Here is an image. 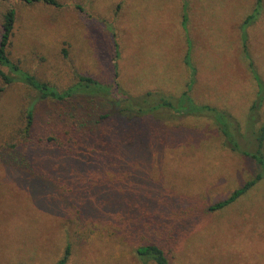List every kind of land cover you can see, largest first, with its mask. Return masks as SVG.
Returning a JSON list of instances; mask_svg holds the SVG:
<instances>
[{
    "label": "rangeland",
    "instance_id": "obj_1",
    "mask_svg": "<svg viewBox=\"0 0 264 264\" xmlns=\"http://www.w3.org/2000/svg\"><path fill=\"white\" fill-rule=\"evenodd\" d=\"M57 1L59 7L0 0V21L8 8L16 12L8 46L13 63L60 90L83 75L110 86L113 92L116 83L120 91L137 98L148 91L173 97L183 91L187 73L183 66L174 65L171 54L176 49L173 33L178 30L182 0ZM198 1L187 0L189 31L200 30L202 24L196 14ZM216 1L220 12L217 51L199 50L196 59L200 63L195 62V55L194 60L188 56L190 66H202L205 76L217 69V81L204 84L210 88L195 89L194 104L210 101L207 105L217 108V124L218 118L224 126L231 117L233 130L239 129V146L250 149L244 134L264 122V0L259 18L242 27L240 36L238 26L255 0H203L201 5L214 7ZM229 11L235 14L227 17ZM160 26L166 28L169 39ZM150 40H157L156 44ZM164 41L172 45L166 43L158 56L170 76L158 70L160 63L152 56V48L156 51ZM254 71L261 82L255 81ZM258 83L260 97L255 96ZM1 87L0 153L23 156L27 168L0 158V264H54L66 244L70 246L66 264H143L135 255L141 237L138 231H130L131 220L128 223L125 214L107 211L104 219L90 214V199L98 187L117 203L133 198L138 210L143 200L150 211L160 203L168 206L173 212L168 216L169 226L161 228L176 227L175 234L163 242L171 264H264V177L228 205L208 209L258 170L254 159L230 148L210 118L194 113L181 116L167 108L137 117L142 125L136 129L148 138L146 146L132 135L135 124L128 129L121 123L111 129L105 121L111 137L99 152L118 149L115 160L102 156L99 164L102 169L106 166L104 174L97 170L101 168L95 166L93 157H88L86 165L66 163L69 166L61 172L57 165L66 150L70 153L74 148L57 145L66 136L58 131L56 104L37 100L33 89L18 82L3 85L0 79ZM257 99L259 120L253 127L248 110ZM31 101L36 102L28 142L13 150L6 143L16 137L22 141L19 130ZM124 131L129 132L125 139ZM113 133L117 140L111 139ZM49 136L58 141H48ZM127 139L133 142L125 144ZM125 150H135L134 161L125 162ZM112 162L116 170L107 167ZM32 168L42 170V177Z\"/></svg>",
    "mask_w": 264,
    "mask_h": 264
},
{
    "label": "trees",
    "instance_id": "obj_2",
    "mask_svg": "<svg viewBox=\"0 0 264 264\" xmlns=\"http://www.w3.org/2000/svg\"><path fill=\"white\" fill-rule=\"evenodd\" d=\"M19 1L25 3L42 2L54 7L60 6V3L57 0ZM262 8V0H255L253 9L244 18L241 28L256 22L261 14ZM15 21V9L12 7L8 8L2 14L0 21V79L3 85H10L16 82L24 84L37 93V100L50 101L56 104L57 109L59 110L55 111V116L59 119V123H61L58 131L66 136V141H59L57 145L61 148H68V146L74 148L70 153L69 150H66L67 152L64 153V156L62 157L63 160L57 165L58 171L63 172V169L66 168L65 165L69 166L66 163H71L73 166L76 165L75 167H77V165L81 166L82 164L86 165L89 161L88 157H93L95 159L93 160L95 166L101 168L97 170L101 172L100 174H104V168L106 166L102 169L99 164L102 156H106L109 160H115L114 156L117 155V153L115 154V150L118 149L107 148L103 153L99 152L101 150L98 148L107 145V140L111 137L107 134L108 126H106V122L108 121V125H110L111 129H113L112 127L114 126L118 127L121 123H123V126L128 129L132 124H135L132 126L133 130L131 133L136 136V141L142 142V144L146 146L149 144H146L148 138L143 135L142 130L136 129L138 126L140 127L142 125V122L136 121L135 118H141V116L149 114L159 108H167L181 116H187L194 113L197 116L199 115L210 118L222 133L225 141L229 144L232 150L251 157L257 163L258 170L253 178L232 191L224 200L210 205L208 208L209 210L214 211L228 205L234 199L243 195L255 181L264 177V122L263 124L257 125L259 126L258 129L255 128L257 130L254 129L253 132H246V134H244V136H247L249 139L250 149H242L236 140V129H239L236 128L235 131L233 130V123L230 119L231 117H228L225 120L224 126L222 124L224 123V120L220 118H218L219 123L217 124V108L207 104H194L189 96L190 85H187V88L182 91L178 97L164 96L159 92L148 91L142 97L137 98L129 96L126 92L120 91L118 88L119 86L116 83V89L115 92H113L114 89L112 90L110 86L96 81L91 77L80 75L75 82L60 90L54 85L37 79L34 75L23 70L20 66L10 60L8 46L15 27ZM185 22L186 16L183 14L182 26L184 29ZM115 68L116 66H114V69ZM253 76L256 82L260 81V77L256 71H254ZM261 89L262 87L260 86V83H258L255 96L260 97ZM2 90L3 87L0 88V95ZM35 102L36 101L29 102L25 108L24 124L19 130V134H23L24 136L22 141L18 140V137L9 140L6 143L9 148L16 150L18 144L23 141L28 142L27 138L29 137V130L32 129L34 124ZM259 102L260 100L258 99L253 101L248 110V115L250 121L252 120L253 127L259 120V113L257 112L260 105ZM229 127L234 131L233 134L228 131ZM123 133L125 139L129 135V132L124 131ZM112 137V140L118 139V136L115 133L112 134ZM47 140L58 141V138L49 136ZM127 141L133 142V140L127 139L124 143L127 144ZM125 152V156H123L125 162L134 161L135 150ZM23 155L28 157L27 153H24ZM22 157L16 153H0L1 159L11 161L12 163L17 164V166L24 167L26 166V163ZM107 167L111 170H116V167L118 166L116 162H112L107 164ZM25 168H27V166ZM32 170L42 177V170H35L34 168H32ZM99 184V186H103L101 183ZM78 191L80 192L81 190L78 189L77 192ZM105 193L106 190L103 188H96L94 196L90 199L91 209L94 214L91 212L90 214L97 219H104L102 215L107 211L111 213L125 214L128 223L131 220L129 223L130 231H138V234L141 237L135 248L137 259L143 264L148 262H152L153 264H171L167 252L163 247V242H165L170 235L175 234L176 227H170V230L166 229L167 227L161 228V226H169L167 224L169 221L168 216L173 212L168 206L160 203L153 209L151 208L152 210L150 211L148 210V203L143 200L140 209L138 210V206L133 198H126L123 203L121 201H119L121 203H117L113 199H107ZM80 201L84 202L82 198ZM133 208H136L134 212H132ZM130 215L132 216L130 217ZM69 255L70 246L66 244L62 256L54 264H66Z\"/></svg>",
    "mask_w": 264,
    "mask_h": 264
},
{
    "label": "crops",
    "instance_id": "obj_3",
    "mask_svg": "<svg viewBox=\"0 0 264 264\" xmlns=\"http://www.w3.org/2000/svg\"><path fill=\"white\" fill-rule=\"evenodd\" d=\"M202 1L203 0H200L197 2V5L199 7L196 8V14L202 20L200 30L197 29V31H194V30L189 31V28H188L189 21H188V13H187L188 2L187 0L181 1L182 2L181 18L179 14L180 21L178 25V30L175 31V33H173V46L174 48L176 46V49H174L173 52H171L173 61L175 62L174 65L183 66V70L187 73L185 84L183 85L184 86L183 91L187 88V85H190L189 96L191 97L193 102H195V99L193 97L195 89L200 88V87L204 89L210 88L208 86L204 87V84L207 81H210L211 84L217 81V69H210L209 74L205 76V74H203L202 72V66H195L193 61L192 62L194 66H190V59L192 57V60H194L193 58L194 55H195V62L200 63L196 59V54L199 50H202V52L204 50H210L212 51V53H215L217 51V15L220 13L217 11V1L214 7L213 6L211 7L208 4L201 5ZM224 8L226 9L225 4H224ZM229 12L230 14L227 13V17H229L232 14H235V12H232V11H229ZM183 14L186 16L185 29L182 26ZM202 15H204L203 19H202ZM222 15H225V14H222ZM175 16H176V11H175ZM244 18L241 20L238 26L239 36H240V31H241V25H242ZM160 27L165 30L164 33L167 34L168 39H169V33L166 30V28L164 26H160ZM179 27H180V31H179ZM156 41L153 42L152 40H150L148 43L152 45V44H156ZM164 42L161 43V46L156 51L153 46H152L153 48L151 47L153 60L158 61L159 63H160V58L158 55H160L163 50H166V43H168L169 45H172L170 41L165 42V43ZM141 47L146 49V47H144V44ZM188 55L190 56V59ZM162 67L163 66H161V63H160L158 70L161 73H163V69H164L165 74L170 76L171 75L170 69L168 71L167 66H164L163 68ZM157 76H158V73L156 74V77ZM209 102L210 101L208 102L206 101L203 104H207Z\"/></svg>",
    "mask_w": 264,
    "mask_h": 264
}]
</instances>
